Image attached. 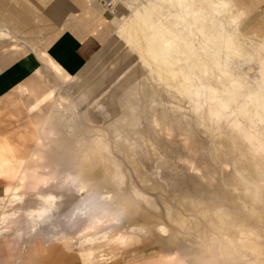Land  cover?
<instances>
[{
  "label": "rangeland",
  "instance_id": "rangeland-1",
  "mask_svg": "<svg viewBox=\"0 0 264 264\" xmlns=\"http://www.w3.org/2000/svg\"><path fill=\"white\" fill-rule=\"evenodd\" d=\"M108 1L113 3L110 9L105 6ZM225 1L230 4L229 10L218 12L210 7L207 18L221 21L237 35L230 16H239L240 29L247 28L245 13L237 11L242 2ZM153 4L157 16H152V21L172 27L170 20L166 22L168 5L161 0H153ZM24 5L0 0V95L7 102L0 108V145L15 147L27 155L21 160L12 150L0 152V198L7 197L4 168H14L17 174L24 169L20 191L27 196L24 205L2 207L0 215L4 211L21 212L11 235L27 244H19L20 257H30L40 237L63 233L72 239L73 253L54 257V264H155L159 257H170L174 252L183 254L182 261L175 264H264V101L261 96L249 98L255 93L252 87L264 83V55L262 62L236 64L238 72L250 82L243 95L234 97L230 83L219 82L216 73L215 81L209 83L217 90L216 96L206 99L201 93L198 99H192L184 86L150 72L147 63L151 60H142L136 43H127L119 33L128 10L117 9L114 0H104L99 9L108 33L103 39L97 35L99 50L71 75L76 77L72 79L63 76L47 57V47L66 29L80 34L89 31L81 25L65 28L51 42L34 43L29 49L24 36H29L26 31L34 29V24L32 20L31 26L28 18L23 20ZM263 19L264 10L253 11L252 23L262 26ZM87 23L89 26L93 22ZM136 25L140 27V22ZM44 33L49 37L46 30ZM150 34L147 29L139 30L138 39L144 42ZM195 36L197 40L203 38L198 32ZM36 64L49 66L52 75L68 87H57L48 74L35 68ZM20 80L21 85L27 81L41 85L53 98L50 114L48 107L44 112L36 109L43 113L38 116L48 117L45 124L53 122L59 135L56 142L45 137L44 129L43 137L38 132V145L33 142L30 131L35 121L23 100L25 91L7 84L13 81L17 85ZM195 83L199 89L208 82L197 79ZM138 95L147 98L139 105ZM59 103L63 104L60 111ZM244 111L249 115H243ZM76 168L87 179V189H97L96 196L86 191L73 196L62 190L63 176ZM45 175L52 179L47 188L43 186ZM103 189L111 191L126 207L128 225L147 229L172 226L173 237L159 232L129 234L107 246L96 244V258L85 263L77 253L92 248L88 239L100 237V231L115 224L109 220L101 230L87 232L82 217L68 218L83 203L95 205ZM51 193H65L67 200L42 227L39 238H28L25 213L39 207L37 196ZM171 238L174 243L168 244Z\"/></svg>",
  "mask_w": 264,
  "mask_h": 264
},
{
  "label": "bare ground",
  "instance_id": "bare-ground-1",
  "mask_svg": "<svg viewBox=\"0 0 264 264\" xmlns=\"http://www.w3.org/2000/svg\"><path fill=\"white\" fill-rule=\"evenodd\" d=\"M10 1L15 4L18 3V0ZM23 1L25 2L23 11L26 15H29L28 12L32 8L38 7L35 0ZM161 2L168 5L167 10L169 18H166V22L168 24L170 20V23L173 25L172 27L164 25L162 21H152V16H157V8L153 4V0H123L121 2H116L114 0L117 9H127L126 16H128L129 13L132 14L130 19L126 20V16L122 19L123 24L122 26L120 25L119 33L122 35L123 39H126L127 43L132 40L136 43L138 54L142 60H151L147 63L150 72H157L161 76L171 80L174 85L184 86V88L188 89L191 98L195 100L198 99L201 93L206 99L216 96L217 90L212 88L209 84L210 81H215L216 73L218 74L217 79L219 82L226 81L230 83L231 92L234 97L243 95L242 91L245 90V86L250 82H247L243 75L238 72L236 64L240 62H255L256 60L262 62V55H264V37L254 35L249 37V39H245L247 36H245L242 29H240L238 22L239 16L236 15L230 16V19L236 26L235 31H237V35L229 32L221 21L212 20V18L208 19L207 13L210 7L218 10V12L230 9V4L225 0H161ZM138 21L140 22V27L136 25ZM143 29H147L151 34L144 42H141L138 39V31ZM197 32L203 36L202 39L197 40L195 36ZM197 79L208 82L207 86L197 89V87H195V81ZM86 88L87 86L79 89L76 91V94L80 95ZM252 88L255 90V93H252L249 98L255 97L258 99L261 96L264 101V83H257V87L254 86ZM144 99L147 98L138 95L137 104L139 105ZM49 100V104H53L51 102L53 98L51 97ZM46 103L48 104V102ZM57 105V109L59 110V107L63 104L59 103ZM243 115H249V112L244 111ZM61 116L63 117L64 114ZM258 116H260V114H258ZM260 119L263 120V116H260ZM44 133L45 137L51 138L55 142L59 139V135L55 131L54 124L51 121L45 124ZM54 159L56 158L53 157V160ZM76 170L78 169L71 170L63 176L61 185L62 190H67V192L71 193L73 196L80 194L82 191L91 192L96 196L97 189L88 190L87 179L81 177L80 171ZM44 177L43 186L47 188L52 179L48 180V175ZM20 188V183L15 184L11 194L8 192L7 197L0 198V209H2V207L6 209L9 206L15 207L25 204L27 196L20 191ZM37 200L40 202L39 207L29 209L25 213L29 222V227L26 231L28 238H39L42 233V227L53 218L55 212L60 211V207L67 200V196L65 193H60L59 196L51 193L48 195H39L37 196ZM116 202L118 203L117 207L115 205ZM125 209L126 207L115 199V195L111 191H104L103 189V194L96 199L95 205H91L89 202L83 203L69 216V220L82 217L85 220L84 230L87 232H93L97 229L101 230L102 227L106 226L109 220L115 224V226L100 231V237L94 235L88 239V243L92 248L83 249L77 253L85 263H92L96 258L98 253L97 248H94L96 244H104V246H107L117 239L123 241L127 235L134 233L148 235L153 234V232H159L162 236L167 237L173 234L174 229L172 226L158 225L154 226V228L147 229L148 227L135 228V226L132 227V225H128V223L130 224V222H128V211L126 212ZM20 213L21 212L18 211L17 213L8 214L4 211L3 214L0 215V241L7 236H11L15 232V230H13V224L20 218ZM191 221L190 219L189 223H191ZM123 229H127V231H123ZM40 238L42 240L40 239V244H37V249L39 252H42V255L46 258L49 257L53 260L54 257L58 258V256L73 253L71 247L72 239L68 238L67 235L63 233H53L49 236L44 235ZM167 243H174V238L168 239ZM253 253V255H257V252ZM258 255L260 254L258 253ZM182 259L183 254L174 252L170 257H159L155 261V264H175V262H181Z\"/></svg>",
  "mask_w": 264,
  "mask_h": 264
},
{
  "label": "crops",
  "instance_id": "crops-1",
  "mask_svg": "<svg viewBox=\"0 0 264 264\" xmlns=\"http://www.w3.org/2000/svg\"><path fill=\"white\" fill-rule=\"evenodd\" d=\"M35 1L37 2L38 7L32 8L29 15L23 14L24 16H22L24 17L23 20L28 18V22L31 23L33 20L34 24V29L30 28L29 31H26L29 33V36L23 35L26 40L25 43H27L26 46L29 49L32 48V44L34 43L43 42V44H45L51 42L55 38L54 36H56L58 33H60L61 30L65 28L73 29L77 25H81L82 29H84L85 31L87 30L89 32H92H84L80 34L75 31L73 32L72 30L66 29L65 31L60 33L47 47L46 55H48L47 57L53 61L60 73H62L63 76L66 75V77H73L71 75L76 74V72H78L80 68H82L88 62V60H90V58H92V56H94V54L99 50L101 41L98 36L103 39L108 33V25L106 23V20L103 18L102 12L99 9V5L102 4V1L104 0ZM236 1L242 2L243 5L240 6L237 11H243L246 15L245 20L248 29L244 27V29H242V32H247V34H245L246 36L257 35L258 37H264V25H256L251 21L253 11H255L256 9L264 10V0H248L247 2L245 0ZM17 4L23 6L25 2L23 0H18V3H14V5L16 6ZM46 5H50V7L46 8ZM76 13L79 14L75 15ZM88 21H92V25L88 26ZM14 27L15 26H13V28ZM44 30H46L48 34H50L49 37L45 35ZM19 32L24 33L20 29ZM35 68H37L42 74H48L50 77L49 80H54L57 87L61 89L68 87L60 82V80L57 79L58 77L55 78L56 76L52 75V72L49 71V66L36 64ZM2 73L3 72L0 71V80L2 77ZM75 78L76 77H73L72 79ZM8 82L9 83L7 84L12 86L13 88H17V91L21 89L25 91V97L23 100L29 106L35 121L34 127L30 131V134L33 142L38 145L36 143L38 132L41 133V137H43V129L45 127L47 116H44L43 118H41L42 116H38L39 113L36 108L40 107L44 112V110L48 107V113L50 114V107H53L54 105L49 104V99L51 98V96L46 93V90L41 85H37L32 81H27L25 85H21V80L18 81L17 85L13 81ZM30 90H33L32 93ZM46 102H48V104ZM6 103L7 102L5 101V99H3V97L0 95V108L4 107ZM38 124H40V129H37ZM11 150L12 152H15L14 154H16L19 159H27V155L22 151H18L17 149H15V147H9L3 144L0 145V152H10ZM3 170L5 172L4 178L6 181L8 194L9 188L15 186V184L20 183L21 176L24 174V169L21 170L20 174H17L14 168H4ZM2 193L3 192L0 190V196L2 195ZM20 243L21 245L24 244L23 247H26L27 245L23 241V239H20L16 236H7L5 239L0 241V264H34L35 262H42L43 264H54L52 263V260L42 255V253L37 250L36 246L34 247V249L31 248L32 253L30 257L22 259L20 257V253H18L17 250ZM29 247L31 246L29 245Z\"/></svg>",
  "mask_w": 264,
  "mask_h": 264
},
{
  "label": "built area",
  "instance_id": "built-area-1",
  "mask_svg": "<svg viewBox=\"0 0 264 264\" xmlns=\"http://www.w3.org/2000/svg\"><path fill=\"white\" fill-rule=\"evenodd\" d=\"M105 6L107 9H110L113 7V3L111 1H108V2H106Z\"/></svg>",
  "mask_w": 264,
  "mask_h": 264
}]
</instances>
